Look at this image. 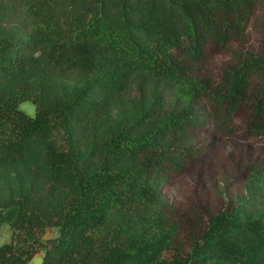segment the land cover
Segmentation results:
<instances>
[{
	"label": "trees",
	"instance_id": "trees-1",
	"mask_svg": "<svg viewBox=\"0 0 264 264\" xmlns=\"http://www.w3.org/2000/svg\"><path fill=\"white\" fill-rule=\"evenodd\" d=\"M263 2L0 0V163L36 146L45 173L0 196V264H264V20L249 46ZM213 53L225 62L208 69ZM207 128L262 151L235 191L179 210L166 188Z\"/></svg>",
	"mask_w": 264,
	"mask_h": 264
},
{
	"label": "rangeland",
	"instance_id": "rangeland-1",
	"mask_svg": "<svg viewBox=\"0 0 264 264\" xmlns=\"http://www.w3.org/2000/svg\"><path fill=\"white\" fill-rule=\"evenodd\" d=\"M264 20V2L259 14V20L252 31L249 42L250 47H256L262 38V22ZM225 62V56L213 53L207 64L208 69H217ZM84 77L78 73L70 74L63 82L68 87L81 84ZM58 80L51 81V89L59 85ZM20 108L27 114L34 116L36 106L30 101L20 104ZM117 110L109 112L107 122L116 119ZM200 146L205 150L200 161L194 163L170 187L166 188L169 201L179 210L199 200H209L218 196L222 191L233 192L237 186L232 184L235 169L245 159H252L262 151L258 143L239 140L236 138L222 140L216 138L210 128L200 136ZM42 153L38 147H33L24 161L13 163L4 161L0 163V196L17 195L27 190L32 182H43L45 173L41 167ZM230 183V184H229ZM229 184V185H228ZM11 231L8 225L0 227V245L8 242ZM59 239L57 227L48 228L43 240L49 247H53Z\"/></svg>",
	"mask_w": 264,
	"mask_h": 264
},
{
	"label": "water",
	"instance_id": "water-1",
	"mask_svg": "<svg viewBox=\"0 0 264 264\" xmlns=\"http://www.w3.org/2000/svg\"><path fill=\"white\" fill-rule=\"evenodd\" d=\"M59 240V239H58ZM58 243V241H57ZM57 243L53 246L56 247ZM46 253L44 251L38 253L30 262V264H44Z\"/></svg>",
	"mask_w": 264,
	"mask_h": 264
}]
</instances>
